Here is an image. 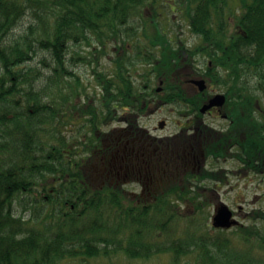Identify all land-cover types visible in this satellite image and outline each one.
Segmentation results:
<instances>
[{
    "label": "trees",
    "instance_id": "1",
    "mask_svg": "<svg viewBox=\"0 0 264 264\" xmlns=\"http://www.w3.org/2000/svg\"><path fill=\"white\" fill-rule=\"evenodd\" d=\"M228 1L180 0L183 4L178 8L184 6L187 27L203 42H223L225 33L211 27L228 22ZM245 1V21L237 17L236 23L245 33L250 52L255 51L243 64L245 80L231 84L236 95L231 96L235 108L230 114L238 122L244 112L246 121L232 124L235 134L230 137L237 150L231 155L243 163L240 166L246 172L261 174L264 120L255 113L257 89L264 95V0ZM157 2L162 0H0V264H103L100 258L105 256L147 260L165 252H172L179 263L194 250L199 257L195 264H264V210L245 213L254 224L238 226L237 233L227 234L209 225L211 196L204 195L200 185L171 183L158 190L153 202L137 201L118 187L117 171L122 174L129 167L128 162L122 169L115 167V155L119 149L128 150L129 133L139 137L142 132L138 124L122 128L103 124L114 113L109 100L115 98L119 109L141 111L146 95H158L153 82L161 80L164 95L159 97L165 102L177 103L181 98L191 107L201 104L184 93L189 89L186 72L192 49L171 42L159 28L153 18ZM29 12L43 22L40 32L34 37L30 23L26 31L13 36ZM135 17L142 19L141 28H133ZM92 41L97 45L92 75L99 91L94 88L90 93L89 86L69 68V54L71 45ZM109 41L118 47L107 73L97 68L102 49L98 47ZM216 46L223 51V44ZM38 49L51 58V62L46 57L41 61L49 75L30 65ZM140 63L144 66L141 84H137L131 72L135 76ZM209 75L212 82L225 84L223 78ZM83 114L87 115L85 124H79ZM242 130L245 138L240 137ZM230 137L218 136L208 144L206 154L212 163L227 156ZM163 149L165 153L167 146ZM94 164L99 165L96 174L91 171ZM221 175L210 167L202 179L223 181ZM186 178L191 180L194 174ZM40 207L46 212L39 218L34 211ZM184 207L190 212L183 211ZM179 221L197 222L196 228L205 230L181 238L174 230Z\"/></svg>",
    "mask_w": 264,
    "mask_h": 264
},
{
    "label": "flooded vegetation",
    "instance_id": "2",
    "mask_svg": "<svg viewBox=\"0 0 264 264\" xmlns=\"http://www.w3.org/2000/svg\"><path fill=\"white\" fill-rule=\"evenodd\" d=\"M246 16V1L245 0H229L226 3L225 8V18L228 21L226 24H213L211 28L218 31H223L224 41L223 42H203L199 35L188 31L190 36L197 37V41L192 47L191 50V62L190 68L187 70V76H189L186 84L189 89L184 90V93L189 92L191 96L195 97L199 102L200 106L191 107L189 104H186L181 98L177 100L176 103V112L178 113V119L176 124L178 131L171 135L165 137H155L151 136L149 132L145 129H141V136L137 137L133 133H129L131 138L127 140L128 150L123 151L127 153V156L124 155L120 157L122 163L117 164L118 153L115 155V167L118 169L123 168V164L128 162L127 167H129L127 172L120 174V171H117V184L120 189L127 191L133 199L140 201V198L144 202H153L158 196V190L163 186L171 185L175 183L176 185H187L188 187H195V185H200L203 188L204 195H210V200L214 204L220 205L223 203L220 200V189L223 186L228 188H233L234 184H231L229 178L233 176L236 179H240L246 173L241 166L235 167L236 169L225 170L222 167L217 168L221 172H225L224 178L226 179L225 184L221 183V180H216L214 182L205 181L201 178L203 172L208 169V163H210L211 158L207 156L206 152L209 148V143L215 139V137L231 136L235 131L231 129L232 124H246L245 114L241 112L240 120L235 121L236 116L232 117L231 110L235 108L231 106V96L236 95L235 89H232L233 81L237 80L243 82L245 80V68L243 64L245 59L254 55V51L248 48V43L245 38V33L240 27L241 25L236 23V18L239 17L240 22L245 21ZM193 34V35H192ZM223 44V51L220 47L216 45ZM224 52V57L222 53ZM206 54H211L213 58H209ZM223 64L221 65V61ZM215 62V63H214ZM210 73H214L216 76H222L225 80V85L211 82L209 77ZM195 79H203L206 82V88L199 90L198 86L193 82ZM179 94H182V89L177 90ZM145 91H140L143 93ZM259 104L256 106L255 115L260 119L264 120V107L260 104L263 101V92L261 89H257ZM216 93H222L225 96V103L222 106H212L206 110H202L203 105L209 102V99ZM105 101H108L105 99ZM114 110L113 114H110L111 118L108 122L103 124H114L117 123L116 120V99L111 98L109 100ZM164 103L160 99H154L148 96L143 100V106H145L144 111L149 109V113L154 112L160 104ZM104 101L100 104H103ZM150 104H153V107H150ZM87 116V115H86ZM86 116H80L79 124H85ZM219 121V122H218ZM166 122V121H165ZM124 124H139L138 120L128 121L127 119L123 120ZM69 124H72L69 122ZM73 124H76L73 122ZM212 124H224L222 126H214ZM139 128V127H138ZM70 129V127H68ZM240 137L245 138V132L243 130L240 132ZM144 142H147L149 149L151 150V155H158L162 158V170L156 169L152 170L151 166H148L146 171L143 169L137 168L138 166L131 165L130 152L140 150L145 147ZM140 143V144H138ZM167 146V151L162 156L163 146ZM172 146L173 148H170ZM132 147V148H131ZM152 147V148H151ZM227 156L224 158L218 157V160L221 158L224 161L235 162V159L232 158L231 153H236L237 145L232 143V139H228L227 144ZM135 154V152H134ZM138 159V157H137ZM68 161L70 157L68 156ZM117 161V163H116ZM216 169V166H215ZM189 173L194 174V178L188 180L186 177ZM169 176H172V179H168ZM201 179V180H199ZM134 184L139 187V192L129 190L126 185ZM208 184H211L208 186ZM124 186V187H122ZM241 196H237L235 202H240ZM216 205V206H217ZM238 212L233 211L234 215H241L242 210L238 208Z\"/></svg>",
    "mask_w": 264,
    "mask_h": 264
},
{
    "label": "rangeland",
    "instance_id": "3",
    "mask_svg": "<svg viewBox=\"0 0 264 264\" xmlns=\"http://www.w3.org/2000/svg\"><path fill=\"white\" fill-rule=\"evenodd\" d=\"M157 7H155V12L156 14L154 15L155 22L159 26L160 29L164 30V33H166V37L172 38V40L177 41L178 38H180L179 35L177 34H183L181 31H185L186 29V23L185 20L181 17V12L184 9V6L178 8L181 6L183 3L180 2V0H162V2H157ZM167 4H172L174 6V10L169 8ZM136 18V17H135ZM145 18V17H144ZM49 22H52V19H49ZM142 19L141 18H136L134 20V27L133 28H141V23ZM34 24V37L37 35L38 32H40L41 27L43 26V22L38 19L33 12L27 13V15L24 16V18L20 21L19 25L13 30V36L20 35L24 31L27 30V27L29 24ZM131 25L128 24L126 26L122 27V31H125L128 29ZM120 28V27H119ZM121 29V28H120ZM177 33V34H176ZM143 38V37H142ZM141 39V36H140ZM182 40L187 44V46H191L190 44H195L197 41V37L190 36L188 33L185 34L182 37ZM117 43V42H116ZM114 41H109L104 46L102 47L101 52L99 54V64H98V69L103 70L107 73H109L112 69V63L114 62V58L117 56V47L118 43L116 44ZM95 43L92 41L89 45L85 43L81 44H74L71 45V51L69 54V68L76 74H78L81 77L82 82H84L87 86H89V91L90 93L94 91V88H96L97 92L99 91L98 85L95 86L94 82V77L92 75V68L95 66V64L92 63V57L96 54V47ZM131 48V45H129V50ZM131 51V50H130ZM120 52V51H119ZM118 52V53H119ZM46 57V62H51V58L48 54L47 51L44 49H38L37 53L30 62V65L36 66L39 68L43 75H49L50 71L49 68L43 67L42 59ZM83 58H87V60L90 61V63L86 64L83 62ZM137 70L136 71V76L135 80L138 84H141L140 81V76L143 71V65L138 64L137 65ZM132 78H134V72H131ZM91 83V84H90ZM159 86L158 80H155L152 84L153 88H156ZM148 92V91H147ZM158 94L164 95V91L161 90L157 92ZM154 99H157V96L159 95H153ZM264 99V97H263ZM260 104L264 107V100L260 102ZM151 107H153V104H151ZM150 108V106H149ZM128 113L126 110L119 109L118 115L120 118L124 117H129L133 115ZM142 115L138 117V120L140 124H138L139 127L145 128L149 130V134L151 136L155 137H165V136H171L175 134L178 131V127L176 124V120L178 119V113L176 112V106L174 104H162L160 107H158L154 112L149 113V109L146 111H143L141 113ZM122 116V117H121ZM165 119L167 123L165 124L163 129L157 128L158 121ZM219 122V121H218ZM214 126H222L224 124H212ZM124 127V123L119 122V123H114L112 124V128L116 127ZM121 138V137H120ZM140 144V143H138ZM144 148L143 150H136L135 148V154L134 152H130L131 155L129 158H131V165L138 166L137 168L143 169V171H146L148 169V166H151L152 170L160 169L162 170V158L156 154L151 155L150 149L147 142H144ZM132 148V147H131ZM164 149L162 148V153ZM129 152V151H128ZM127 152V153H128ZM127 153L121 152L119 149L118 152V163L121 164L122 161L120 157L126 155ZM164 156V153L162 154ZM138 157V159H137ZM115 160V159H114ZM157 162H159L158 165ZM156 165V169L155 166ZM213 165L216 166V168H223L225 170H231V169H236L235 167L237 166L236 162H231V161H224L223 159L217 160L216 163H208V167H212ZM98 167L96 164L92 165L91 171L92 174L98 173ZM117 167V166H116ZM225 172H223L224 175ZM225 180H223V184H225ZM231 180V184H234L233 188H228L226 186H223L220 189V200L227 204L231 209L237 211L238 206H241L242 208V214L239 215L237 214V220H239L242 225L246 224H254L253 220L246 219L243 215L245 213H248L251 210L254 209H262L264 210V175L260 174H253V173H247L243 175L242 178L236 179L233 176L229 178ZM210 185V184H208ZM129 190L135 192H139V187L134 184H129L126 185ZM124 187V186H122ZM125 188V187H124ZM237 196H241L240 202H235ZM210 203V204H209ZM208 203V209L207 212L209 213L208 217V222L209 225L211 226V219L214 214V209H216V205L213 202ZM216 207V208H215ZM189 208L184 207L182 210L186 213H189L190 211L187 210ZM18 212L20 211V207L17 208ZM21 212V211H20ZM39 214V218L43 216V214L46 212L45 209L43 208H38L37 211H34ZM28 213V212H27ZM27 213L25 216H27ZM207 213V214H208ZM204 217L202 215L198 216V219L200 221L203 220ZM256 224H258L260 227L262 225V222L259 220L255 221ZM39 226V225H37ZM197 222H186V221H179L176 228L174 229L176 232V235L180 236L181 238L188 239L189 236L188 234L192 233H197L205 230L201 226L197 227ZM238 226H234L230 228L229 230H225L227 234H233L237 233V228ZM210 230L214 231L213 228H209ZM208 230V229H207ZM103 259L100 258V262L103 264H195L199 259L197 250H194V252H191L190 254H187L185 257L181 258L179 263L175 262V258L172 255V252H165V253H159L151 256L149 259L144 260V259H132L129 258L125 255H119V256H110V257H102ZM175 260V261H174Z\"/></svg>",
    "mask_w": 264,
    "mask_h": 264
},
{
    "label": "water",
    "instance_id": "4",
    "mask_svg": "<svg viewBox=\"0 0 264 264\" xmlns=\"http://www.w3.org/2000/svg\"><path fill=\"white\" fill-rule=\"evenodd\" d=\"M196 83L199 85V88L202 90L205 87L203 80H198ZM160 88H158L159 90ZM224 102V96L221 94H216L212 97L208 104L204 105L202 110H206L214 105H222ZM164 121H160L158 124L159 128H163ZM212 224L216 228H230L231 226L237 225L238 221L232 217L231 209L225 205L221 204L215 211V214L212 218Z\"/></svg>",
    "mask_w": 264,
    "mask_h": 264
}]
</instances>
